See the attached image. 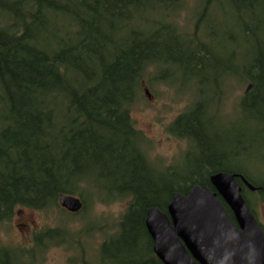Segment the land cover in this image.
Returning a JSON list of instances; mask_svg holds the SVG:
<instances>
[{"label": "trees", "instance_id": "obj_1", "mask_svg": "<svg viewBox=\"0 0 264 264\" xmlns=\"http://www.w3.org/2000/svg\"><path fill=\"white\" fill-rule=\"evenodd\" d=\"M218 1L206 0L193 24L196 33L187 38L174 18L186 0H0V224L28 210L71 214L60 206L63 195L84 204L91 188L100 204L128 202L117 233L101 246L99 264H162L152 253L146 212L167 213L172 196L194 186L213 190L215 170L199 168L187 185L171 176L158 179L146 139L131 119L145 77L158 75L167 59L195 72L216 59L224 83L235 79L251 86L245 102L260 100L264 85V42L257 55L241 62L238 52L245 45L237 35L225 37L224 20L212 10ZM231 2L243 21L245 11L264 0ZM205 25L214 30L215 45L199 39ZM175 49L189 63L173 57ZM190 115L181 116L174 130L195 144L196 115L183 130ZM215 151H207L211 160L218 158ZM61 229L34 234L32 262L48 244L72 243ZM61 235L65 239L57 242ZM25 254L0 246V264L27 261Z\"/></svg>", "mask_w": 264, "mask_h": 264}, {"label": "rangeland", "instance_id": "obj_2", "mask_svg": "<svg viewBox=\"0 0 264 264\" xmlns=\"http://www.w3.org/2000/svg\"><path fill=\"white\" fill-rule=\"evenodd\" d=\"M205 2L206 0H186V8L174 17L185 37H192L196 33L193 24L201 15ZM231 3V0H219L212 10L215 11L214 17L222 16L224 20L222 24L225 27V37L237 35L238 41L245 45L243 51L238 52L242 62V57L246 55L249 58L257 55L261 41L264 42V3H254L253 9L243 14V21L234 16L235 9ZM205 26V29H198L199 39L205 41L207 38L208 43L215 45L218 39L212 36L214 30ZM261 52L264 59V48ZM172 55L177 60L189 63L188 55L178 56L176 49ZM165 62L168 64L158 75L150 72L145 77L141 85L142 97L133 105L131 119L136 130L146 139V155L156 168L158 179L171 176L176 182L187 185L190 180L188 177L198 172L199 168L206 167L207 164L208 168H214L210 165L212 160L207 151L217 142L224 141L223 138L234 136L240 127H245L244 130L252 138H258L256 117L260 101L254 98L251 102H246L249 107L241 111L238 104L243 99L248 84H241L235 79L224 83L227 78L218 74L216 59L206 60L205 66L208 68L203 72L200 69L195 72L194 68L181 69L178 61L171 62L167 59ZM144 86L149 88L151 100L147 98ZM187 113L192 115L187 116L189 118L184 122L186 127L193 126L196 115L195 131L199 133V138H196L194 145L190 141L192 138L181 136L174 130L176 121ZM199 115L203 118L200 119ZM86 191L85 208L74 216L60 212L59 208L43 213L29 210L17 213L10 223L0 224V246L27 253L25 258L29 260L16 259L17 264L21 261L24 264H82L81 256L90 264H99L101 246L117 233L116 229L126 213L128 202L122 200L113 204H100L94 201V191L91 188ZM24 224L27 225L26 228L22 227ZM56 228H62L61 231L71 236L72 243L48 244L34 253L37 259L32 262L30 255L34 250V233L37 230ZM63 236H58L57 242L64 240ZM143 241L147 246V241Z\"/></svg>", "mask_w": 264, "mask_h": 264}, {"label": "water", "instance_id": "obj_3", "mask_svg": "<svg viewBox=\"0 0 264 264\" xmlns=\"http://www.w3.org/2000/svg\"><path fill=\"white\" fill-rule=\"evenodd\" d=\"M143 89L151 100L149 88ZM210 183L215 192L194 186L186 195L174 194L167 213L156 208L146 212L152 253L162 264H264V236L242 200L235 176L217 174ZM59 203L71 214L84 209L75 196L63 195Z\"/></svg>", "mask_w": 264, "mask_h": 264}, {"label": "flooded vegetation", "instance_id": "obj_4", "mask_svg": "<svg viewBox=\"0 0 264 264\" xmlns=\"http://www.w3.org/2000/svg\"><path fill=\"white\" fill-rule=\"evenodd\" d=\"M247 88H245L246 91L243 98L250 91V88L249 90ZM260 89V100H258L260 103L258 102L259 105L257 107L259 112H257L256 117L258 138H252L253 136H249L244 130L245 127H240L237 134L235 133L232 137L227 136L223 138L224 141L221 140L214 145L215 152H218L219 155L217 156L218 158L212 160L210 165L215 170V173L211 176L217 174L235 176V180L241 189L242 200H244L264 236V85ZM239 107L242 111L243 108L246 107L247 109L249 106L242 99L239 101ZM186 128L182 129L185 130ZM206 168H208V164ZM225 207L227 206L225 205ZM227 209L230 211L229 213L232 212L230 208L227 207ZM229 216L235 222L233 213ZM29 226L31 227V224ZM22 227L26 228L27 225L24 224ZM37 232L39 230L35 233Z\"/></svg>", "mask_w": 264, "mask_h": 264}]
</instances>
